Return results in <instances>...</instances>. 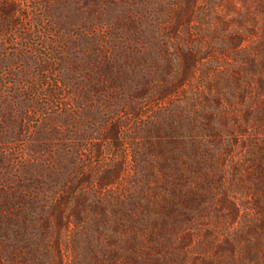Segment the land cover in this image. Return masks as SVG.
<instances>
[{"label":"rangeland","instance_id":"1","mask_svg":"<svg viewBox=\"0 0 264 264\" xmlns=\"http://www.w3.org/2000/svg\"><path fill=\"white\" fill-rule=\"evenodd\" d=\"M158 143L152 264H264V0H0V264H151Z\"/></svg>","mask_w":264,"mask_h":264},{"label":"trees","instance_id":"2","mask_svg":"<svg viewBox=\"0 0 264 264\" xmlns=\"http://www.w3.org/2000/svg\"><path fill=\"white\" fill-rule=\"evenodd\" d=\"M159 95V94H158ZM161 95L164 94L162 93ZM129 110V111H128ZM126 109V114H136L135 112V106L134 109L131 110ZM167 123L166 122H160L158 125V128H162L163 126H166ZM156 128L155 131H157V134L159 135V129ZM148 129H151V126H149L148 128L144 129V133L146 134H150V131H148ZM156 149V157L159 158V162L157 164V169H158V174L161 177V181L159 180L158 183V187H156V191L157 189L160 191H164V194H166L164 197L161 198V201L156 202V209L158 212V216H160V220H159V224L160 225V234H153L152 233L149 235V239H150V253H147L148 257H151V260L153 257H155V255H160V251L161 252H166L167 250H169V247L171 245L170 240L168 239V235H166V232H169L168 229V219H174L177 217L176 216V210H175V202L180 199L178 196L175 195V187L177 186L178 182H183V174L191 171V168L188 169L187 171L184 170V167L182 166L179 162V156L178 152L176 151H172L171 148H163L162 144H159L155 147ZM145 150V148H144ZM187 157V156H186ZM198 158V157H197ZM184 165V164H183ZM187 166V165H186ZM191 166V165H190ZM175 169H177L178 171L175 172ZM115 172H111L109 174H107L106 176H101L97 178V182L99 185L102 184V181L104 182V185H106L110 179H108V177H114ZM159 184L161 185V187H159ZM168 190H173L172 191V195L167 194ZM176 197H178L176 199ZM158 197H156L157 199ZM159 199V198H158ZM156 223H158V220L154 221L153 225H156ZM174 227V226H172ZM172 227L170 230H172ZM164 240V241H163ZM169 245V246H168ZM233 262L235 264H242L243 262L240 261L239 259H235L233 260ZM155 263L154 260L151 261V264Z\"/></svg>","mask_w":264,"mask_h":264}]
</instances>
